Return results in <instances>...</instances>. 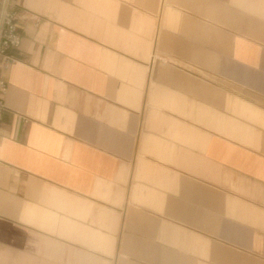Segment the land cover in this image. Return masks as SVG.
Here are the masks:
<instances>
[{
    "label": "crops",
    "instance_id": "crops-1",
    "mask_svg": "<svg viewBox=\"0 0 264 264\" xmlns=\"http://www.w3.org/2000/svg\"><path fill=\"white\" fill-rule=\"evenodd\" d=\"M0 264H264V0H11Z\"/></svg>",
    "mask_w": 264,
    "mask_h": 264
},
{
    "label": "built area",
    "instance_id": "built-area-1",
    "mask_svg": "<svg viewBox=\"0 0 264 264\" xmlns=\"http://www.w3.org/2000/svg\"><path fill=\"white\" fill-rule=\"evenodd\" d=\"M10 4L11 0H0V122L6 111L2 101L7 90L5 74L15 62L9 51L17 50L21 41L20 28L16 23L17 13Z\"/></svg>",
    "mask_w": 264,
    "mask_h": 264
}]
</instances>
